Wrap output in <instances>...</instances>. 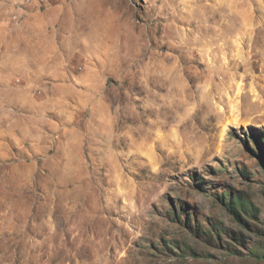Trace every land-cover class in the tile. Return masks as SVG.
<instances>
[{"label": "rangeland", "instance_id": "1", "mask_svg": "<svg viewBox=\"0 0 264 264\" xmlns=\"http://www.w3.org/2000/svg\"><path fill=\"white\" fill-rule=\"evenodd\" d=\"M23 34L0 264H264V0H0Z\"/></svg>", "mask_w": 264, "mask_h": 264}, {"label": "crops", "instance_id": "2", "mask_svg": "<svg viewBox=\"0 0 264 264\" xmlns=\"http://www.w3.org/2000/svg\"><path fill=\"white\" fill-rule=\"evenodd\" d=\"M27 25L28 23H24L23 27L25 28ZM27 44V37L24 34L17 35L16 39L8 44V47L3 48L4 51H2L3 49H1L2 52L0 53V76H4L3 68H5L6 65L9 66L11 70L20 75L22 74V72H28L31 69L30 66L28 67L29 61L27 59V56H29L30 53ZM11 57H14L15 63L13 60V63L10 61Z\"/></svg>", "mask_w": 264, "mask_h": 264}, {"label": "bare ground", "instance_id": "3", "mask_svg": "<svg viewBox=\"0 0 264 264\" xmlns=\"http://www.w3.org/2000/svg\"><path fill=\"white\" fill-rule=\"evenodd\" d=\"M229 107L231 109V113H234V111L238 109L237 101L236 100L229 101ZM221 111H224V110H221Z\"/></svg>", "mask_w": 264, "mask_h": 264}, {"label": "trees", "instance_id": "4", "mask_svg": "<svg viewBox=\"0 0 264 264\" xmlns=\"http://www.w3.org/2000/svg\"><path fill=\"white\" fill-rule=\"evenodd\" d=\"M228 208H229V210H230L233 214H235L237 217L239 216V213L236 211L237 207L234 206L232 203H229V204H228Z\"/></svg>", "mask_w": 264, "mask_h": 264}]
</instances>
